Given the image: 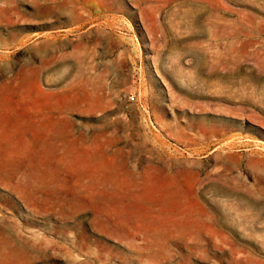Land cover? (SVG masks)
<instances>
[{
    "label": "rangeland",
    "instance_id": "374dc122",
    "mask_svg": "<svg viewBox=\"0 0 264 264\" xmlns=\"http://www.w3.org/2000/svg\"><path fill=\"white\" fill-rule=\"evenodd\" d=\"M0 264H264V0H0Z\"/></svg>",
    "mask_w": 264,
    "mask_h": 264
},
{
    "label": "bare ground",
    "instance_id": "6f19581e",
    "mask_svg": "<svg viewBox=\"0 0 264 264\" xmlns=\"http://www.w3.org/2000/svg\"><path fill=\"white\" fill-rule=\"evenodd\" d=\"M45 204V203H44Z\"/></svg>",
    "mask_w": 264,
    "mask_h": 264
}]
</instances>
